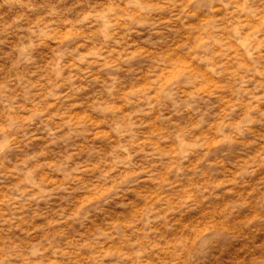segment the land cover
Here are the masks:
<instances>
[{
  "label": "rangeland",
  "instance_id": "1",
  "mask_svg": "<svg viewBox=\"0 0 264 264\" xmlns=\"http://www.w3.org/2000/svg\"><path fill=\"white\" fill-rule=\"evenodd\" d=\"M260 258L264 0H0V264Z\"/></svg>",
  "mask_w": 264,
  "mask_h": 264
},
{
  "label": "clouds",
  "instance_id": "2",
  "mask_svg": "<svg viewBox=\"0 0 264 264\" xmlns=\"http://www.w3.org/2000/svg\"><path fill=\"white\" fill-rule=\"evenodd\" d=\"M118 7H119V5H117V8H118ZM4 255H5V258H6V260H7V259L10 258L12 255H14V253H13V251H12L11 249H6ZM253 264H264V258H260V259H258V260H255V261L253 262Z\"/></svg>",
  "mask_w": 264,
  "mask_h": 264
}]
</instances>
